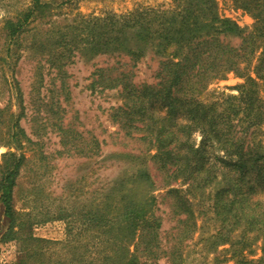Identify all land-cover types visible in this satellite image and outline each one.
I'll return each instance as SVG.
<instances>
[{
    "label": "trees",
    "instance_id": "trees-1",
    "mask_svg": "<svg viewBox=\"0 0 264 264\" xmlns=\"http://www.w3.org/2000/svg\"><path fill=\"white\" fill-rule=\"evenodd\" d=\"M234 2L251 12L255 19L251 28H241L233 20L220 17L215 0H186L181 10L157 12L150 18L140 13L124 23L113 17L85 19L89 36L83 39L95 53L114 47L138 60L143 53L124 44L130 28H136V34L143 37L159 29L160 45L174 47L159 60L153 83L134 81L132 70L112 74L115 67L97 68L91 83L93 88L101 84L104 89L120 90L123 102L111 108L110 117L122 131L114 136L124 145L135 140L134 150L149 155L161 178L156 180L150 166H145L115 182L101 201L83 214L86 227L78 230L77 239L52 240L37 236L31 215L16 208L18 178L29 159L16 152L3 153L0 208L8 226L2 241L17 244L15 264H159L162 259L181 264L184 241L197 226V210L191 201L194 194L190 190L211 186L221 174L225 183L214 191L213 208L224 227L230 224L243 227L245 232L264 233V198L260 196L264 194V150L255 137V130L264 125V100L252 87L256 83L253 73L264 79V0ZM48 5V1L32 0L30 5L17 8L15 14L3 17L0 26V67L10 61L16 65L23 47L28 45L40 55L49 51L50 55L41 56L36 66L33 88L37 93L44 86L46 65L65 79V66L78 49L65 39L64 32L60 38L43 36V28L34 24L37 17H44L42 9ZM154 22L159 28L153 26ZM119 23L120 33H116L120 35H116ZM35 27L30 44H24ZM68 28L75 34L80 30L79 26ZM229 36L236 37L238 43L233 44ZM232 71L246 77L240 93L220 105L206 104L201 96L209 84ZM6 80L12 97L16 92L23 105L18 80L14 76ZM15 84L17 90L13 91ZM45 105L53 109V105ZM9 108V104L0 107V116ZM40 110L37 108L38 113ZM24 111H11L5 134L8 143L21 145L23 136L29 143H37L21 126ZM58 125L63 151L69 153L73 149L94 156L100 153L101 143L107 141L80 133L72 137L70 127L62 122ZM198 133L202 137L199 144L195 140ZM216 147L222 156L214 153ZM127 155L138 156L132 152ZM156 182L167 188L166 195L172 194L173 210L179 219L178 231L169 244L163 243L164 216L156 206L157 197L151 194ZM184 185L186 190L182 189ZM81 232L89 238L83 248L79 247ZM236 264H264V246L259 259L242 258Z\"/></svg>",
    "mask_w": 264,
    "mask_h": 264
},
{
    "label": "rangeland",
    "instance_id": "rangeland-1",
    "mask_svg": "<svg viewBox=\"0 0 264 264\" xmlns=\"http://www.w3.org/2000/svg\"><path fill=\"white\" fill-rule=\"evenodd\" d=\"M49 5L42 9L44 17H37L34 24L43 28V36L60 38L62 32L65 39L78 46L72 53L71 61L66 66L67 77L57 75V70H49L46 65L45 82L40 93L34 87L37 78L36 66L42 56L48 57L49 51L41 55L35 53L31 45L23 47L22 56L14 65L13 61L0 67V107L9 104L0 116V164L2 154L16 152L29 159L22 167L16 188V208L22 214H29L34 220L33 230L42 238L52 240L77 239L76 233L86 227V211L99 203L108 187L115 182L136 174L145 166H150L155 179L160 180L161 173L152 167L149 155L137 154V142L132 140L128 145L115 138L121 130L110 117L111 108L123 102L118 88L104 89L101 84L91 87L93 73L97 68L115 67L112 74L125 70L134 71L133 80L139 83H153L159 60L174 47L160 45L157 31L143 37L137 35L136 28L126 31L125 46L128 49L142 52L138 60H133L125 50L114 47L104 52L95 53L89 43L85 29V19L113 17L124 23L140 13L147 18L157 12L181 10L186 0H44ZM32 0H0V26L3 17L15 14L17 8L30 5ZM217 12L222 18L233 20L241 28H251L255 19L251 12L238 5L234 0H215ZM135 16V17H133ZM131 17V18H130ZM54 22V24H52ZM122 23L116 26L114 33H120ZM71 27L79 26L77 33ZM159 28L158 23L154 22ZM36 27L27 36L24 44H30ZM42 30V29H41ZM76 32V30L74 29ZM233 44L238 39L229 36ZM71 53V51H70ZM45 61L43 60V63ZM14 76L23 92L24 102L20 105L15 95L12 97L10 85L6 78ZM253 88L264 100V79L256 78ZM246 77L232 71L222 78L212 81L201 99L206 104L215 102L222 104L226 98L237 96ZM15 86V87H14ZM13 91L17 90V84ZM41 94V95H38ZM12 97V99H11ZM45 104L53 105L50 109ZM37 108L41 109L38 113ZM21 114V126L37 143L31 144L23 136L21 145L8 143L7 126L11 111ZM70 127L71 136L77 133L84 137L96 136L102 142L101 151L94 156H86L80 151H63L58 124ZM122 131V130H121ZM40 133L38 137L37 134ZM64 136V135H63ZM256 141L264 150V125L255 130ZM201 134L195 135L196 143L201 141ZM61 151V152H60ZM129 152L138 156H129ZM43 153V155H42ZM214 153L222 156L218 147ZM44 157V158H43ZM220 165L221 162L217 161ZM227 171H229L227 169ZM159 172V171H158ZM225 183L223 175L218 182L208 187L195 186L190 190L194 194L192 203L197 210V226L192 236L184 241L181 264H236V260L259 259L263 254L264 233L245 232L243 227H225L216 216L213 208L214 191ZM151 194L157 197L156 206L164 216L162 240L171 243L178 231V216L173 210V196L166 195L167 188L155 184ZM180 183L176 184V186ZM186 190V185L183 186ZM264 198V194L260 195ZM95 202V203H93ZM8 221L0 208V264H15L17 260V244L14 241L3 242L2 234L7 229ZM78 236L79 247L83 248L89 240L86 233ZM246 234L245 236L243 235ZM74 241V240H73ZM241 242V243H239ZM243 242V243H242ZM159 264H169L162 259Z\"/></svg>",
    "mask_w": 264,
    "mask_h": 264
}]
</instances>
